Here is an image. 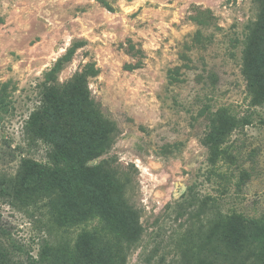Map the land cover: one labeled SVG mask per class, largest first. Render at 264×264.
Wrapping results in <instances>:
<instances>
[{
    "label": "rangeland",
    "instance_id": "374dc122",
    "mask_svg": "<svg viewBox=\"0 0 264 264\" xmlns=\"http://www.w3.org/2000/svg\"><path fill=\"white\" fill-rule=\"evenodd\" d=\"M80 73L112 129L88 165L105 163L116 222L77 224L73 202L52 212L37 180L26 197L14 194L21 160L48 164L53 147L25 136L30 113ZM255 94L264 95V0H0V246L12 264L39 259L44 239L41 264H78L80 236L106 263L118 252L111 263L264 264L219 226L264 217V100L256 106ZM66 97L79 107L74 90ZM221 116L248 123L212 151ZM127 208L141 228L129 250Z\"/></svg>",
    "mask_w": 264,
    "mask_h": 264
},
{
    "label": "trees",
    "instance_id": "16d2710c",
    "mask_svg": "<svg viewBox=\"0 0 264 264\" xmlns=\"http://www.w3.org/2000/svg\"><path fill=\"white\" fill-rule=\"evenodd\" d=\"M66 87V88H65ZM57 88H51L45 93L39 106L30 113L25 125L24 134L32 140L43 139L52 144V149L48 153V164H42L32 159H22L18 178L21 180V188L14 191L15 197H26L33 189L31 180H37L43 191L47 194L48 206L52 212L63 207L59 215H65L66 211L74 209L75 221L77 224L89 223L93 220H110L114 222L117 217L116 201H110L114 195L112 188V178L105 171V163L100 162L95 165H88V162L104 154L110 144L111 127L100 114L98 107L91 101L86 87V76L83 73L73 76L67 84ZM74 90L78 108L72 109V105L67 101V92ZM264 95L255 94L253 102L256 106L263 103ZM95 118L103 124L104 129L91 128L85 121L84 116ZM220 125L216 127L215 134L207 138L209 149L214 151L216 145L222 138L236 127L247 124L246 119L234 122L226 116H221ZM230 126V128H229ZM58 133V140H51L48 134ZM214 153V152H213ZM115 187H124L118 181L113 184ZM32 187V188H31ZM31 191V190H30ZM79 201V204H78ZM85 201V202H83ZM128 220L126 221V241L128 250L139 240L141 228L137 221V215L127 208ZM110 214V216H109ZM54 216V222L60 225V216ZM236 219V220H233ZM224 219L219 222L226 238L231 243L246 242L254 247L258 254L264 252V217L248 218L239 215L235 218ZM114 220V221H113ZM116 222V221H115ZM76 257L78 264H113L117 254H110L108 263L102 262L100 258L101 250L91 251L85 239L79 237ZM87 238V236H86ZM88 239V238H87ZM101 241L103 235L98 230L92 236V240ZM47 240H43L44 246L37 258L29 256L28 264H41V260L46 256L48 250ZM260 255V258L263 256ZM124 260V258H123ZM111 261L113 263H111ZM122 260H118L117 264ZM0 264H12L8 258L7 251L0 246ZM122 264V263H121Z\"/></svg>",
    "mask_w": 264,
    "mask_h": 264
}]
</instances>
